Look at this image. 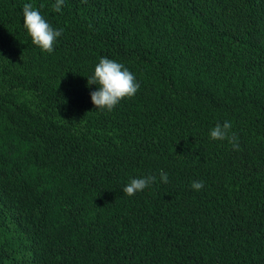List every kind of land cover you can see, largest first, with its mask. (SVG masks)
Masks as SVG:
<instances>
[{"label": "trees", "instance_id": "1", "mask_svg": "<svg viewBox=\"0 0 264 264\" xmlns=\"http://www.w3.org/2000/svg\"><path fill=\"white\" fill-rule=\"evenodd\" d=\"M55 2L0 0V264H264V0ZM102 57L140 85L111 112Z\"/></svg>", "mask_w": 264, "mask_h": 264}, {"label": "clouds", "instance_id": "2", "mask_svg": "<svg viewBox=\"0 0 264 264\" xmlns=\"http://www.w3.org/2000/svg\"><path fill=\"white\" fill-rule=\"evenodd\" d=\"M64 0H56L54 11L60 12ZM23 27L27 30L32 43L41 51L51 53L54 50L57 37L61 36L63 29H54L52 25L42 16L37 8L31 3H25L22 8ZM88 85H97V89L90 92L91 102L96 109L111 112L123 99H129L137 93L140 85L135 75L122 63L114 59L102 57L94 67V72L87 77ZM232 124L225 121L217 123L210 130V138L213 140H227L234 150H239L240 145L235 134H230ZM154 176L143 178H132L122 191L128 196H134L137 192L145 190L155 182ZM160 180L167 183L168 175L161 171ZM192 188L201 190L202 181H193Z\"/></svg>", "mask_w": 264, "mask_h": 264}]
</instances>
